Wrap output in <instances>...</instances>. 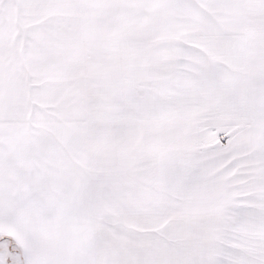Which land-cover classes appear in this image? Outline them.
Returning a JSON list of instances; mask_svg holds the SVG:
<instances>
[{
    "label": "snow or ice",
    "instance_id": "snow-or-ice-1",
    "mask_svg": "<svg viewBox=\"0 0 264 264\" xmlns=\"http://www.w3.org/2000/svg\"><path fill=\"white\" fill-rule=\"evenodd\" d=\"M0 264H264V0H0Z\"/></svg>",
    "mask_w": 264,
    "mask_h": 264
}]
</instances>
